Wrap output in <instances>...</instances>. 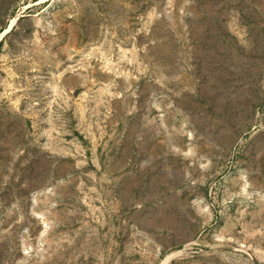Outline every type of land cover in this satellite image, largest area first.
<instances>
[{
    "label": "rangeland",
    "instance_id": "obj_1",
    "mask_svg": "<svg viewBox=\"0 0 264 264\" xmlns=\"http://www.w3.org/2000/svg\"><path fill=\"white\" fill-rule=\"evenodd\" d=\"M0 264H264V0H0Z\"/></svg>",
    "mask_w": 264,
    "mask_h": 264
},
{
    "label": "bare ground",
    "instance_id": "obj_2",
    "mask_svg": "<svg viewBox=\"0 0 264 264\" xmlns=\"http://www.w3.org/2000/svg\"><path fill=\"white\" fill-rule=\"evenodd\" d=\"M13 21V19L11 20V22Z\"/></svg>",
    "mask_w": 264,
    "mask_h": 264
}]
</instances>
